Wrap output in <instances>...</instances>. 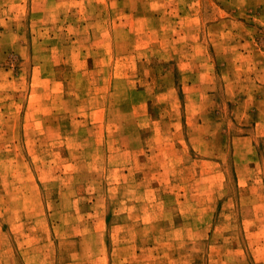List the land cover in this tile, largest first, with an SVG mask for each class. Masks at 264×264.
Segmentation results:
<instances>
[{
    "label": "rangeland",
    "instance_id": "obj_1",
    "mask_svg": "<svg viewBox=\"0 0 264 264\" xmlns=\"http://www.w3.org/2000/svg\"><path fill=\"white\" fill-rule=\"evenodd\" d=\"M0 264H264V0H0Z\"/></svg>",
    "mask_w": 264,
    "mask_h": 264
}]
</instances>
